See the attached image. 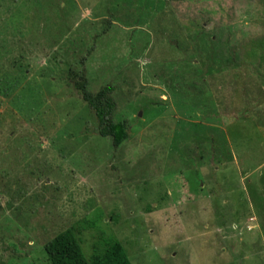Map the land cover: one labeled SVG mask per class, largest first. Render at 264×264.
<instances>
[{
  "label": "rangeland",
  "instance_id": "rangeland-1",
  "mask_svg": "<svg viewBox=\"0 0 264 264\" xmlns=\"http://www.w3.org/2000/svg\"><path fill=\"white\" fill-rule=\"evenodd\" d=\"M263 56L264 0H0V264H50L70 229L89 261L264 264Z\"/></svg>",
  "mask_w": 264,
  "mask_h": 264
},
{
  "label": "trees",
  "instance_id": "trees-1",
  "mask_svg": "<svg viewBox=\"0 0 264 264\" xmlns=\"http://www.w3.org/2000/svg\"><path fill=\"white\" fill-rule=\"evenodd\" d=\"M173 1L183 2L187 0ZM88 50L89 55H91L94 48L91 47L88 48ZM198 54L202 56L200 51H198ZM253 61L254 60H246V62L250 64H253ZM83 62L84 57L82 56L80 60H76L75 63L77 66H71L67 73V80L73 84L74 89H76L81 96L84 104L93 111L97 122V136L101 139L109 140L111 146L117 150L129 140L131 127L124 120H115V113L117 110V102L113 97L115 87L111 85L103 86L96 94L89 91V80L86 78L87 71L86 69L85 71L82 70V72L80 70ZM262 62H264V56ZM82 68H84V66ZM254 69L259 71L264 70V68L261 67V64L257 63H255ZM263 73H261V78H264ZM253 104L254 103H252V105ZM235 136L237 137L238 134H235ZM215 157H217V153L214 152V158ZM45 252L50 264H131V260L125 248L118 241L111 242L107 246L103 259L89 261L78 243L75 232L71 229L57 234L53 239L47 242L45 245Z\"/></svg>",
  "mask_w": 264,
  "mask_h": 264
}]
</instances>
